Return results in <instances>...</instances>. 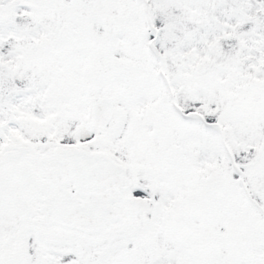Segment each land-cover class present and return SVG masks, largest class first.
<instances>
[{"label": "rangeland", "instance_id": "obj_1", "mask_svg": "<svg viewBox=\"0 0 264 264\" xmlns=\"http://www.w3.org/2000/svg\"><path fill=\"white\" fill-rule=\"evenodd\" d=\"M146 1L150 18L140 0H65L52 14L9 9L0 27V146L10 135L29 146H99L144 174L153 168V183L137 182L155 197V222L139 218L150 223L147 241L109 264H264L258 222L249 253L226 239L247 213L237 183L264 210V0H232V24L231 0ZM101 97L113 101L121 136L91 132V103ZM8 111L10 134L1 125ZM232 168L224 199L179 217Z\"/></svg>", "mask_w": 264, "mask_h": 264}, {"label": "water", "instance_id": "obj_2", "mask_svg": "<svg viewBox=\"0 0 264 264\" xmlns=\"http://www.w3.org/2000/svg\"><path fill=\"white\" fill-rule=\"evenodd\" d=\"M8 0H3L5 3ZM114 108L109 99H102L94 103L92 110V129L96 133H103L112 118ZM27 150L5 155L0 160V166L4 168L7 160L12 162L11 184L7 183L9 210L25 213L30 212L35 202V189L44 186H54V189L73 184L76 196L84 198L87 206L82 208L71 206L72 199L56 195L50 199L47 207V215L44 217L49 224L62 228L76 229L88 233H100L106 226L120 222L118 214L109 213L112 203L121 196L122 169L114 164L105 154H89L80 150H59L53 157L42 160L44 170L48 172L46 183H36L29 169V161L23 156ZM29 171V176H27ZM9 177V178H10ZM3 179V180H1ZM5 176L0 178L5 185ZM11 186V188L9 187ZM35 186V187H34ZM10 188V189H9ZM12 207H11V205ZM110 211V210H109ZM29 215L13 213L8 216L11 222L8 225L15 226L18 222L28 220ZM1 224V223H0ZM12 224V225H11Z\"/></svg>", "mask_w": 264, "mask_h": 264}, {"label": "flooded vegetation", "instance_id": "obj_3", "mask_svg": "<svg viewBox=\"0 0 264 264\" xmlns=\"http://www.w3.org/2000/svg\"><path fill=\"white\" fill-rule=\"evenodd\" d=\"M49 154L51 151L34 153V157L38 159ZM34 169L40 177H43L41 170L35 166ZM129 174L136 172L130 167H125L123 196L127 198H131L136 192L129 181ZM66 191L72 193L73 188L69 186ZM44 203H46L45 199L34 205L33 220L30 223L21 225L14 231L0 233V264H103V258H99V263H94V247L99 248L98 245L101 244L99 240H102V245L106 243L105 237L116 227L109 228L104 235L95 238L83 236L76 231L44 227L39 224L42 218L41 207ZM138 204L140 203L134 201L124 206L115 204L113 207L119 209L125 218L141 206ZM102 250V254H105L107 248L102 247Z\"/></svg>", "mask_w": 264, "mask_h": 264}, {"label": "trees", "instance_id": "obj_4", "mask_svg": "<svg viewBox=\"0 0 264 264\" xmlns=\"http://www.w3.org/2000/svg\"><path fill=\"white\" fill-rule=\"evenodd\" d=\"M65 0H24L26 5L33 9H52L54 5L60 4V2H64ZM141 6L144 10H146V3L145 0H140ZM229 17V15H228ZM262 35H264V28L262 29ZM228 186V182H224L221 184L216 185L215 187H211L208 191L205 192V195H209L210 193H216L215 195H224L225 194V187ZM212 197V195L210 196ZM241 229L237 231V238H229L231 242H234L240 245V249L238 252L241 253H248V240L250 238V225L251 222L254 223H261L264 225V214L261 212L260 208L256 207L255 204L250 203L247 217L242 220ZM206 239H202L200 243H203Z\"/></svg>", "mask_w": 264, "mask_h": 264}]
</instances>
